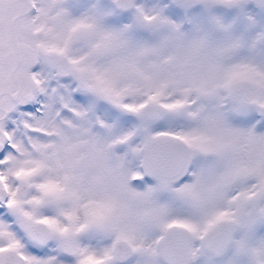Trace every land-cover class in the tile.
Listing matches in <instances>:
<instances>
[{
	"label": "snow or ice",
	"instance_id": "snow-or-ice-1",
	"mask_svg": "<svg viewBox=\"0 0 264 264\" xmlns=\"http://www.w3.org/2000/svg\"><path fill=\"white\" fill-rule=\"evenodd\" d=\"M0 264H264V0H0Z\"/></svg>",
	"mask_w": 264,
	"mask_h": 264
}]
</instances>
